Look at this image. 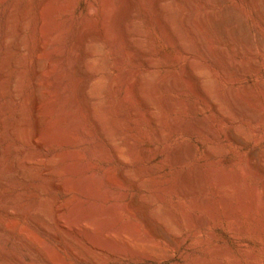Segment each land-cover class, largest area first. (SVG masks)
Wrapping results in <instances>:
<instances>
[{
  "label": "rangeland",
  "instance_id": "374dc122",
  "mask_svg": "<svg viewBox=\"0 0 264 264\" xmlns=\"http://www.w3.org/2000/svg\"><path fill=\"white\" fill-rule=\"evenodd\" d=\"M14 1H18L19 4ZM50 1L54 4H49ZM90 1L92 0H49V2L47 0H2L0 3V60L6 17L10 8H15L17 4L15 20L10 24L11 29L14 30L9 29L13 32L15 43L13 41L10 43V50L13 51H10L12 66L10 64L9 70L6 71L8 78L13 80L15 73L20 71V68L12 63L20 53L25 52L29 59L27 66L21 69L24 71V87L21 98L16 101L17 104L10 103L9 88L2 91L0 105L5 104L3 108H6V112L1 119L7 120L6 124H15L17 111L20 110V106H23L26 125L23 132L15 133L10 139L6 136L3 141L0 139V151L7 146H10L8 149L12 150L4 157L5 159H2L3 164H1L7 167L14 156H19L28 149V138H31L36 123L40 129L39 141L43 144L40 154L49 157L57 156L55 169L51 168V171L49 170L45 175L40 176L38 170L43 169L48 160L37 157L31 161L34 165V174L28 182L16 183L17 186L13 189L12 187L0 188V264H99L98 261H94L98 260L97 257L92 255L97 248L102 251L104 249L103 253L106 255L111 254V257L105 256L108 260L105 264H264V172H262L264 169V45L260 43V39H264V14L259 19L252 13L246 0H225L221 4L216 2L214 7L207 9V12L219 18H221L223 7L237 10L240 18L228 29H235L239 20L246 29V34L239 38L240 45L235 49L226 38H218L219 41L216 43L219 49L221 48L222 57L214 52L213 45L208 41L205 33L198 31L197 28L194 33L197 35L199 50L193 54L182 51L179 45L171 42L159 30L149 0H128L134 6L133 15L135 13L136 17H133L142 34L143 46L138 58L125 59L123 64H117L111 41L100 32L90 36L101 43L106 61V73L114 82V104L119 108L116 117L118 116L117 119L123 127L121 137L127 136L136 141L133 149L135 160L125 161L123 158L116 159L101 133L85 118L84 109L75 113L74 109L67 107L70 106L69 100L73 97L70 95L74 93L72 90H74L75 79L67 66L73 45L81 39L82 31L88 27L87 25L91 27L94 25L93 27L102 30L107 19L111 18L107 11L118 3L117 0H94L98 6L89 9ZM258 1L264 13V0ZM24 3H30L31 8L28 12V25L24 31L27 47L26 50H20L17 47L19 42L15 30ZM41 4L45 8L39 12ZM47 5H51L52 10L49 6L46 8ZM188 7L186 6V11H190L188 12L190 14L192 12L191 15L194 16L206 11L196 3ZM49 15L50 18H48ZM43 17L46 20L42 28L43 35L49 33L50 37H53L49 51L36 49L38 33L34 31V26L37 19ZM147 57H152L157 63L155 82H159L165 74L169 73L172 77L182 73L190 60L203 65L206 79L211 81L213 90H217L223 97V101L219 103L220 108L217 110L210 98L204 99L196 95L189 85L190 80H185L187 79L185 76L183 82L179 81L176 87H168L167 83L161 90V97H165L167 102L185 103L188 108L184 111L169 110V107L164 109V106H167L164 104L162 110L158 111L168 120L164 128L150 120L140 121L144 115L154 111L148 102L141 101L131 94L132 86L137 83L139 75L146 70ZM121 67L131 69L130 75L124 81L116 79L117 71ZM78 68L74 65V72L78 71ZM35 70H37L36 73ZM48 72L55 75L61 73L62 80L53 87L49 86L46 82L47 78L45 79ZM77 74L75 73L76 77L82 76L80 73ZM125 95H128V102L121 103ZM36 98L39 100V110L34 116L32 108ZM158 129H162L166 135L162 142H156L151 138ZM101 148L106 150L108 157L102 158L98 154ZM173 152L177 153L176 161L170 159ZM150 158L152 161H148ZM130 170L132 173L128 172ZM34 175L36 178L33 177ZM52 182L60 184V188L51 190L49 185ZM139 183L142 185L140 186ZM85 186L93 188L94 191L97 189V193L110 192L109 198L114 197L120 207L133 203L137 205V208L139 207V213L145 216L154 206H158L161 209L160 214L169 217V224L176 226L173 229L159 218H148V222L151 220L150 226L155 231V234L150 236L143 220L137 214L122 211L118 216L110 217L111 224L108 222L106 225L108 228L105 227L104 232L111 233L115 229L122 228V233L129 232V235L133 236L130 239L131 243L109 245V247L104 241L98 245L99 238L97 237V242L94 237L98 235L96 232H99L97 230L99 224L95 225L97 223L95 220L96 223L93 221L90 224L94 225L91 226L92 228H88L90 225L85 227L81 223L85 215L83 213L93 206L99 210L102 206L114 201L95 200L91 193L86 191ZM179 187L183 188V196L179 192ZM64 190L68 191L67 195H64ZM17 192L22 193V200L25 201L23 204L26 203V209L29 211L34 209L33 204L41 200L40 198L48 199L50 204L52 200L55 202L62 211L56 219L58 224L53 222L50 227L60 236L61 241H55L38 231L35 224L30 223L32 212H27L29 218L18 215L17 211L22 205L20 202L15 204L13 209L9 206L6 209L5 201ZM253 192L255 197L257 196L255 203L249 201ZM99 204L102 206L98 207ZM4 213L8 216L6 215L2 220ZM77 219L81 226L75 224ZM73 220H75L74 224ZM68 222H71L70 226ZM63 231L76 233L81 236L76 237L84 240L86 244H89L93 237L96 242L92 243L93 240L90 242L88 245L90 249L86 245L87 249L93 252H85L81 245L74 242L75 244L72 245L77 244V246H74L75 249L71 246V253V248L69 249L63 241ZM90 232H93L91 235H95L87 236ZM135 240L160 248V251L164 252L159 258H155L149 254V251H144L145 249L134 248L136 250L134 251L131 245ZM92 247L96 249L92 250ZM112 254L119 259H113Z\"/></svg>",
  "mask_w": 264,
  "mask_h": 264
},
{
  "label": "bare ground",
  "instance_id": "6f19581e",
  "mask_svg": "<svg viewBox=\"0 0 264 264\" xmlns=\"http://www.w3.org/2000/svg\"><path fill=\"white\" fill-rule=\"evenodd\" d=\"M117 1H118V3H117V5H115V7L111 6V7H113L112 9L110 8L111 10L107 9L108 10L107 12L110 13V15H111L110 17L111 18L109 20L107 19V21H106L107 23L105 24V27L103 26L104 28L102 27V30H100V29H97L96 27H93L94 25L92 27L87 25L88 27H85L83 29V31H82L81 39H79L73 45L74 47L71 50V53L69 54V62H68L67 66H69L68 69L70 70V73L73 75V77L75 79V82L73 84L74 85V90H72V91H74V93L72 92L73 94L70 95L71 97L73 95V97L71 98V100H69L70 101V103H69L70 106H67V107H69V108L71 107L72 110L74 109L75 113H78L79 111H81V109H84L85 112H86V115H85L86 117L85 118H87V121L89 123L91 122L97 128L99 133H101L102 138L104 139V141L108 145V147L111 148L112 152L114 153V154L113 153L112 154L114 156H116V159L117 158H123V159H125V161L126 160L130 161V160H132L134 158V155H135L133 149H134V147L136 145V141L131 140L127 136L121 137V134L123 133L122 132L123 127H122L120 121L117 119L118 116L116 117V115H118V114H116V112H117V109H119V108H117L115 106V104H114V100H115L114 99V94L115 93L113 94L114 88H115L114 82L112 80H110L109 76H107V73H106V61H105L103 53H102L101 43L96 41V38L94 39L93 37L92 38L90 37V36L94 35L95 32H100V33L103 34L104 37H106V39L108 38L111 41V43H112L111 47L113 45V49H114V53L113 54L115 55V58H116L115 60H116L117 64H121L123 62V60L125 61V59L127 60L129 58H132V60H133V59H136V57L138 58V54H139V52L142 49L143 43H142V40H141L142 34H141L140 27H139L137 21L133 17V16H135V13L133 15V12H135V11H133L134 6L132 5V3H129L128 0H117ZM224 1L225 0H149L150 5H151L152 9L154 10V14H155V17H156V18L155 17L154 18H155V21H156V23L158 25L159 30L161 31V33L163 35L165 34V36L171 42H173L176 45H179L181 47L182 51H184L185 53H188V54H193V53H195L196 51L199 50L198 49V45H197V41L198 40L196 38L197 35H195V33H194L195 28H197L198 31L200 30L201 32L205 33V36L208 38V41L210 43H212V45H213L212 47H213V50H215L214 52H216L221 57H222V53L220 51L221 48L219 49V47H218V45L216 43V41H219L218 38H226L227 41L231 44V46L235 49L236 47H238L240 45V40H239L240 36L246 34L245 26H244L243 23L240 22V20H239V23H238V25L236 26L235 29H228L232 24L236 23V21L240 18V14L238 13L237 10H231L228 7H223L221 18H219V16H217V15H212L211 13L207 12V9L214 7V4L216 2H219L221 4V3H224ZM246 1H247L246 3L249 4L248 6L250 7L252 13L254 15H256L257 17H259V19H260V16H262L264 13L261 11V6H260L259 1L258 0H246ZM14 2L17 3L18 1H14ZM47 2H49V0H47ZM0 3H2V0H0ZM50 3H52V2L50 1L49 4ZM195 3L200 5L202 8H205L206 11H203L201 13L195 14V16L191 15L192 12H191V14L188 13L190 11H188V12L186 11V6L188 7L190 4H195ZM17 4H19V2ZM17 4H15L16 7H17ZM24 4H26V3H24ZM24 4H23L22 10H21L22 12L20 13L21 16L18 14L20 19H18V17H17V19L19 20V23H18V25H16V30H15L16 32L14 31L16 33V35H17L16 36L14 34V36H16L18 38V42H19L18 43L19 46H17V47H19L20 50H26V47H27V44H26L27 37L25 38L24 31H25V28L28 25V21H29L28 20V17H29L28 16V12H30L29 8H31V6H29V5H31L30 3L26 4V5H24ZM52 4H54V3H52ZM48 6L50 8L51 5H47L46 8H48ZM88 6H89V9H90V8H96L98 5H97L96 2H94V0H92V1L89 2ZM15 8L14 7L10 8V10L8 12V15L6 17V22H5L6 27L4 28L5 32H4V37H3L4 39H3V43H2V47H3L2 56H1L2 58L0 60V99L3 97V94H2L3 92L2 91L6 90L7 88H9L11 90L10 91L11 94L8 93L9 91L7 93L10 94L9 97L11 96L10 103L12 105L13 104H17L16 101L18 99H20L21 96H22V90H23V87H24V79H23V77H24L23 76V74H24L23 72L24 71L21 70V69H23V67H26L27 64H28V61H29L28 56H27V54H25V52L20 53V55L17 56L16 59H14V62H12L14 65H16V66H18L20 68V71L18 70L19 72L15 73L16 76L13 78V80H10L8 78V76H7L8 73H6V71L9 70L8 68L10 67V64H11L10 62L12 60L11 52L13 51V50L12 51L10 50V43L12 41L14 42V37L12 35L13 32L11 31L13 28L11 29V25L10 24H12V21L15 20V13H16L15 12L16 11ZM43 8H45L43 5L40 6L38 11L40 12L41 10H43ZM51 8H50V10H52ZM54 9H55V7H54ZM199 9H201V8H199ZM63 10H64V8H63ZM91 11H92V9H91ZM48 18H50V15L48 16ZM105 18H107V17H105ZM44 19H45L44 17L43 18H38L36 23H35V26H34V31L38 33V44H37V47H36V49L38 51L48 50V48L53 43L52 42L53 41V39H52L53 37H50L49 33L47 35H43V32H42L43 29L42 28L44 27V25H45L44 23L46 21ZM52 22H54V21H52ZM91 23H93V22H91ZM103 23H102V25H103ZM47 24H48V22H47ZM47 27H50V26H47ZM9 29H11V30H9ZM49 29H48V31H49ZM9 31L11 32V34H10ZM46 32H47V30H46ZM98 40H99V38H98ZM260 43L264 45V39L261 38L260 39ZM11 48H13V47H11ZM249 50H250V47H249ZM13 53H15V52H13ZM38 59H39V57H38ZM38 62H40V61H38ZM127 62H129V61H127ZM146 63H147L146 64V70H145V72H143L142 74L139 75L137 83H135L132 86L131 94L135 95L141 101H145L146 103L148 102L150 104L149 106H151L154 109V111H151L147 115H144L141 118L140 121H142V120L143 121L144 120H150V122L152 121L156 125L160 126L161 128L162 127L164 128V126H166L168 120L166 119V116H164L161 113H158L159 110H162V106H164V104L167 105V106H164V109L166 107H169V110L170 109H175V110H179V111H182V110L184 111L185 109H187L188 106H187V104L185 105V103L183 104L180 101L167 102V100L164 99L165 97H163V96L161 97V95H162L161 90H163V87H165V85H167V83H168V85H167L168 87L169 86H171V88L172 87H176V84L179 81L183 82V80L186 77H187V79H185V80H190V84L189 83H187V84H189L191 86L192 90L196 93V95H199V96L203 97L204 99L210 98L212 100V102H214L216 109L218 110L220 108L219 107V103L223 101V97L217 90H215V91L213 90L211 81L206 79V73H205V69H204L203 65L195 63V62H192V60H190L188 62V64H187L186 69H184L182 71V73L180 72L179 74H175L172 77H170L169 73H168V74H165L160 79V81L158 79L159 82H155V77H157L156 76V74H157L156 73L157 63H156V61H154L152 59V57L151 58L147 57L146 58ZM74 65H77L79 67L78 71H76V72H74V69H73ZM131 65H132V63H131ZM131 65H126V66H131ZM11 66H12V64H11ZM49 69H51V68H49ZM130 70H131L130 67H121L119 69V71H117L118 72L117 78L116 77H114V78H116V79H118L120 81H124L127 78V76L130 75V73H131ZM36 71L37 70H35V73H36ZM48 73H49V74H47L48 76L45 75V79L47 78L46 82H47V84L49 86L53 87L59 81L62 80L63 76H62L61 73L60 74H56V75L52 74L50 72H48ZM75 73L76 74L80 73L82 76L81 77L78 76L79 77L78 78V77H76L78 74L75 76ZM38 75H39V72H38ZM35 76H36V74H35ZM114 78H113V80H114ZM118 80H117V82L119 83ZM117 82H116V84H117ZM37 98L34 100V104H33V108H32V114L34 116L37 115L38 110H39V105H38V101L39 100ZM168 98L167 99L170 100V97H168ZM128 99H129L128 95L127 96L125 95L123 97V99L121 100V103L128 102ZM4 105H0V139H2V141L5 139V136L10 139L11 137H13V135L15 133L19 134V133L23 132L24 131V127L26 125L25 124V120H24V117L26 115H24V110L22 108L23 106H20L21 107L20 110L17 111L18 113L16 114V123L13 124V125H11V124L9 125L8 123L6 124L5 122L7 120L4 121V120L1 119V117L6 112V108L5 109L3 108ZM21 105H23V103ZM118 105L120 106V104H118ZM151 107H150V109H151ZM189 109H190V107H189ZM72 110L70 109V111H72ZM167 110H168V108H167ZM191 111L192 110H190V112ZM134 120H135V118H134ZM140 121H138V122L140 123ZM192 122H194V121H192ZM174 126H175V124H174ZM176 126H177V124H176ZM87 134H85V135H87ZM128 136H130V135H128ZM39 137H40V129H39L38 123H36L31 138H28V142H27L28 143V146H27L28 149H25L21 153V155L14 156L13 159L11 160L12 162L7 167H3L2 166V164H3V162H2L3 160L2 159L10 152L11 149L10 148L8 149V147H10V146H7L6 149L0 151V188L3 189V188L12 187V189H13V188H15L17 186L16 183H19V182L26 183V182H28L30 180V178H32V174H34V172H33L34 171V165H32V163H31V161L34 158L40 157L42 159H47L48 160L46 166L43 169L38 170V174L40 176L45 175L51 168L55 169L56 164H57V162H56L57 161L56 160L57 156L54 155V156L49 157L47 155L40 154L43 144H42V142L39 141ZM151 138H153L156 142H162V141L165 140L166 135H165V133H164V131L162 129H158V130H156V132H154L151 135ZM98 154L101 155L102 158L103 157H108L107 152H106V150L104 148H101L100 150H98ZM176 156H177V153L173 152L171 154V157H170L171 161H176L177 160ZM152 158L148 159V161L151 160ZM133 160H135V159H133ZM179 160H180V158H179ZM262 170H263L262 172H264V169H262ZM128 172L132 173L131 170L128 171ZM133 174L137 175L136 173H133ZM135 175H133V176H135ZM123 176H124V174H123ZM128 176H130V178L132 179L130 174H128ZM33 177H35V175ZM130 178H128V179H130ZM140 183H142V182H140ZM72 184H73V182H72ZM141 185L142 184H140V186ZM145 186H144V183H143V187H145ZM49 187H50L51 190H56V189L58 190L60 188V184H58L56 182H52L49 185ZM78 187H79V185H78ZM143 187H140V188H143ZM85 188H86V191L91 193L90 195H92V197L95 200H101L103 202H107V201H110V200L114 201L113 203H111L109 205H104L102 203L104 205V206H102V205L99 204L98 207L102 206V208L99 209V210L97 208L95 209L94 206L91 207V208H88L87 211L85 210L86 213H83V214H85L84 217L82 216L84 219L81 218V219H83V221L81 220L82 221L81 223L85 227H88L91 224V222H93V221H94V223L97 222L95 225L99 224V226H98L99 228L96 227V228H98L97 230L99 231V232H96L98 235L94 234L96 236V238L94 237V239H97V237L99 238L100 242H98V239L96 240L98 242V245H99V243H104V241H105V243L108 244V246L109 245H115L116 246V244H118V245L119 244H126L127 245V243L129 245V243H131L130 239L133 236L131 237L129 235V232H127L128 234L122 233L121 232L122 228L121 229L119 228L117 230L115 229L116 231L115 230L113 232L111 231V233H107L108 231L106 233L104 232L105 227L108 224V222H109V224H111L110 221H109L110 217H116L122 211H124V212L126 211L128 213L129 212H133V213L137 214L138 217L141 220H143V222L145 224V229H146L147 233L150 236H153L155 234V231L150 226L149 223H150L151 220L148 222V218H151V219L159 218V219L162 220V222L165 225H168L171 228L173 227V229L176 226V225L174 226V225H170L169 224L170 218L165 216V215H163V214L161 215L160 214L161 213L160 212L161 209L158 206L157 207L154 206V208H152V210L150 212L147 211L148 214L145 216L144 214H140L141 212L139 213V210H138L139 207L137 208V205L135 206L133 203H129L125 207H120L119 204L117 205V203L115 202V198L114 197L111 196L109 198L108 193H110V192H108L107 194H103V193H97L96 192L97 189L94 191L93 188H87L86 186H85ZM40 190H41V187H40ZM69 190L71 191V189H69ZM78 190H79V188H78ZM179 190H180L179 191L180 194L183 196L184 195V193L182 194V192H184V191H182L183 188L179 187ZM80 191H81V187H80ZM82 191H85V190H82ZM195 192H197V191H195ZM63 193H64V195H67L68 191L64 190ZM195 194H198V193H195ZM22 196L23 195L20 192H17L15 195L9 196L7 198V200L5 201V205L7 206V207L6 206L5 207L7 209L8 206H9L10 209H13L15 204L20 202L22 204L21 205V209L17 211L18 213L17 212H15V213H17L18 215L27 217V215H29V214H27L29 209H26V207H27L26 203H25V205L23 204L25 201L22 200ZM118 196H119V194H118ZM256 198H257V196L255 197L254 192H253L251 194V198L249 199V201L251 200L250 202L255 203V201L257 200ZM40 199L41 200H38L36 202V204L35 203L33 204L34 205L33 206L34 209L29 211V213L32 212L31 216H30V220H31L30 223L31 222L34 223L35 226L39 229L38 231H41L44 235L50 236L51 238L55 239V241L56 240L59 241L60 240V236H58L56 233L53 232V230L50 227V224L53 223V222H57L56 219H57V217L59 215H61V211L62 210L55 204V202L53 200H52V202L50 204V203H48V199H46V200L44 198L43 199L40 198ZM95 200H93V201H95ZM29 201H31V200H29ZM147 201H149V203H150L149 198H147ZM144 202H145V200H144ZM18 206H19V204L17 205V207ZM5 207H4V209H5ZM84 208H86V207H84ZM6 215L7 214H5V213L2 214V220H3L4 217H6ZM27 218H29V216ZM68 218H69V216H68ZM75 220H73V224H74ZM95 220H96V222H95ZM70 223H69V226H70ZM81 223H80V221H78V219H77V222H75L76 225H80ZM57 224H58V222H57ZM63 224H65V223H63ZM91 226L92 225H90V227H88V228H92L94 225L92 227ZM119 227H121V226H119ZM106 228H108V227H106ZM0 229H1V226H0ZM80 229H81V227H80ZM87 230H89V229H87ZM60 232H62V231H60ZM91 233H93V232H90V234L89 235L87 234V236H90ZM94 235H91V236H94ZM76 236H79V235H76V233L74 234L73 232L63 231V236L62 237H64L63 241L66 244V246L70 249L71 246H73L72 244L75 242V243H78L79 246L81 245L80 247H83L82 250L85 249V252L86 251L87 252L90 251L89 250L90 248H89L88 245L93 240V237H92L91 241H89L90 239L88 240L89 244H86L84 240L79 239V237H81V236H79L78 238ZM87 236H85V237H87ZM156 237H158V235ZM88 238H86V239H88ZM136 240L133 241V243L131 245L133 247V249L134 248L135 249H140V250L141 249H143V250L145 249L144 251H146V250L149 251V254H152L153 257H155V258H159L160 256H162V252H164V251H160L161 250L160 248L158 249L155 246L151 247L150 245L146 244L145 242L141 243V242L136 241ZM96 241L93 240L92 243L96 242ZM86 245L88 246L89 249H87ZM158 245H160V244H158ZM76 246H77V244H76ZM115 246H113V247H115ZM75 247H74V249H75ZM94 249H96V248L92 247V250H94ZM135 249H134V251H136ZM70 251L72 253V248L70 249ZM103 251H104V249H103ZM103 251L101 249H98V248L96 250H94V252L90 251V253L93 252L92 255L94 254L97 257V259H98V260H94V261H98L99 264H105L108 261L105 256L108 255V256L111 257V254L110 255L109 254L106 255L105 253H103ZM106 251H107V249H106ZM144 251H143V253L145 254ZM116 252H117V250H116ZM74 253H76V252H74ZM86 254H88V253H86ZM139 254H140V252H139ZM169 255H171V254L169 253ZM89 256H90V254H89ZM77 257H78V255H77ZM148 258H149V256H148ZM113 259H119V257L117 258V257H115V255H113Z\"/></svg>",
  "mask_w": 264,
  "mask_h": 264
}]
</instances>
